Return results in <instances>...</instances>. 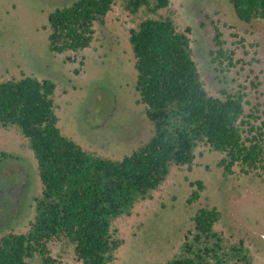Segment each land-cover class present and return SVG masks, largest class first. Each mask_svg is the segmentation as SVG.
Wrapping results in <instances>:
<instances>
[{
	"label": "trees",
	"instance_id": "16d2710c",
	"mask_svg": "<svg viewBox=\"0 0 264 264\" xmlns=\"http://www.w3.org/2000/svg\"><path fill=\"white\" fill-rule=\"evenodd\" d=\"M172 0H76L48 15L49 49L78 53L91 46L97 23L105 24L114 6L138 16L130 30L137 71L136 89L154 127L151 139L122 160L83 148L59 127L56 82L26 75L0 83V128L15 129L28 140L43 184L35 197V216L28 231L0 237V264H67L54 258L50 243L74 247L78 264H113L124 240L115 222L131 216L135 206L152 199L173 166L192 171L204 146L223 157L218 166L228 178L235 169L264 180V122L258 109L248 112L245 94L225 98L209 94L194 60L191 27L181 30ZM246 24L264 20V0H230ZM167 11V14H162ZM214 62L232 58L219 31ZM14 156L0 152L2 163ZM193 204L205 189L191 182ZM222 212L201 207L181 250L160 264H254L244 239L232 241L216 229Z\"/></svg>",
	"mask_w": 264,
	"mask_h": 264
},
{
	"label": "rangeland",
	"instance_id": "374dc122",
	"mask_svg": "<svg viewBox=\"0 0 264 264\" xmlns=\"http://www.w3.org/2000/svg\"><path fill=\"white\" fill-rule=\"evenodd\" d=\"M76 0H0V83L30 75L57 84L59 127L83 148L122 160L153 136L145 106L136 89L137 71L130 30L138 16L120 4L97 23L91 46L81 52L55 54L49 49L48 15ZM181 30L191 27V47L210 95L245 94L248 112L258 109L264 122V20L241 22L230 0H172ZM167 14V11H162ZM232 58L214 62L215 36ZM14 156L0 169V237L24 233L35 216V197L43 190L38 164L28 140L15 129L0 128V152ZM223 156L200 147L192 171L173 166L167 181L139 202L131 216L114 228L124 240L113 264H160L181 250L201 207H216L222 219L216 229L232 240L244 239L254 264H264V180L235 169L226 178L218 162ZM202 181L205 189L193 204L188 199ZM54 258L78 264L66 241L50 243Z\"/></svg>",
	"mask_w": 264,
	"mask_h": 264
}]
</instances>
